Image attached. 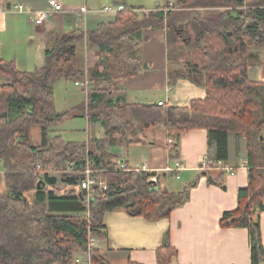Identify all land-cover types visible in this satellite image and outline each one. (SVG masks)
Segmentation results:
<instances>
[{"label":"trees","instance_id":"obj_1","mask_svg":"<svg viewBox=\"0 0 264 264\" xmlns=\"http://www.w3.org/2000/svg\"><path fill=\"white\" fill-rule=\"evenodd\" d=\"M113 1L123 9L87 30V45L95 56L87 70L80 59L83 32L78 29L51 35L42 65L32 71H21L0 58V73L8 79L0 82V160L6 170L0 193V264H72V255L86 250L88 225L81 217L85 194L80 180L87 162L94 176L107 182L106 190L89 203V232L97 239L106 238L102 220L107 211L121 207L131 216L156 221L183 204L188 189L162 192L149 173L118 170L115 156L104 150L116 141L114 133L120 134L121 142H133L144 129L158 124L175 139L169 145L172 159L178 156L179 137L192 129H206L209 144L213 139L214 160L227 159L229 131L245 137L247 186L238 190L236 208L222 213L219 226L246 228L251 264H264L260 221L253 209L262 208L264 199V84L248 75V46H264V0H169L140 13L126 0ZM184 17L186 22H180ZM163 21L168 49L170 45L176 49L174 57L168 51L169 61L178 62L179 41L200 59L171 67L170 82L189 78L204 87L205 98L192 100L188 107L114 101L109 92L146 66L141 56L143 29L161 28ZM188 27L191 32L184 36ZM85 72L91 88L83 114L104 128V137L90 139V146L86 140L66 141L54 132L63 116L55 110L54 82L75 83ZM101 82L108 86H99ZM29 125L40 130L36 146L28 141ZM39 164L45 170L41 177ZM211 170L206 174L209 182ZM55 171L62 174V189L55 187ZM216 171L220 174L216 181L224 187V172ZM175 256L166 232L156 250L157 263L169 264ZM91 258L95 264H108L95 247Z\"/></svg>","mask_w":264,"mask_h":264},{"label":"crops","instance_id":"obj_2","mask_svg":"<svg viewBox=\"0 0 264 264\" xmlns=\"http://www.w3.org/2000/svg\"><path fill=\"white\" fill-rule=\"evenodd\" d=\"M47 1L0 0V58L12 61L21 71H32L42 65L43 52L51 35L78 29L83 32L79 43L80 59L83 63L85 48L88 58L93 62L95 56L87 45V30L111 16L101 13L100 7L88 6L87 0H81L75 5H66V1L70 0H58L62 3L63 10L53 13L43 22L34 24L28 20L27 11L11 8L13 4L21 2L26 10H44ZM126 1L128 5L138 8L137 13L152 11L156 6L150 9L151 7L146 8ZM168 1L163 0L161 5L164 6ZM83 5H87L89 10L84 19L78 12ZM143 37L145 40L141 43V56L146 66L139 75L121 81L108 96L111 95L114 101L120 100L121 103L127 104L163 102L166 106L178 107H188L192 100L204 99V87L191 79L177 77L170 82L171 67L177 63L171 64L169 61L165 29L144 28ZM248 52V75L264 84V46L249 45ZM99 86L105 87L107 84L101 82ZM83 105L71 101L65 109H55L63 116L61 122L55 126L54 132L60 133L64 140H82V130L86 133V141L104 137L102 125L84 116ZM70 117L79 122L78 125L67 126L75 132V135L70 137L72 140L63 135V125ZM82 126L85 127L82 129ZM30 127L28 126L25 132L28 141L36 146L40 141V130L33 126L37 129L38 137L35 143H32ZM118 136L119 134L115 133L113 138L116 137V141L105 147V152L115 156L116 162H123L128 169L149 173L162 192L177 193L188 189V198L174 208L168 217L156 221L147 220L142 216H131L121 207L105 212L102 231L106 238L98 239L95 248L100 250L108 264H158L156 250L161 246L166 232L176 250V256L169 264H251L247 229L219 226L222 213L236 208L238 190L247 186V151L243 135L228 132V157L225 163L232 172L223 174L224 187L216 181L220 175L217 169L211 170L210 177L213 182H209L207 171L203 174V171L197 168L204 156L214 158L213 139L209 144L206 129L197 128L183 133L177 143L178 156L174 159L169 155L168 134L163 124L144 129L133 142H121ZM261 136L264 138V127L261 129ZM177 163H180L181 168L174 170ZM5 171L0 160V188L3 186ZM176 175L179 177L176 178ZM52 176L57 178L55 173ZM59 183L65 186L64 181L57 178L55 187L61 188L57 185ZM262 205L260 209L258 206L253 209L259 216L261 241L264 246V199Z\"/></svg>","mask_w":264,"mask_h":264},{"label":"built area","instance_id":"obj_3","mask_svg":"<svg viewBox=\"0 0 264 264\" xmlns=\"http://www.w3.org/2000/svg\"><path fill=\"white\" fill-rule=\"evenodd\" d=\"M170 6H173L172 2L169 3ZM13 10L17 11H27L28 14V20L34 24H38L40 22H43L46 20L50 15L56 12H60L63 10V5L61 2L58 0H48L47 1V7L44 10H36V11H30L26 10V7L21 3L17 2L11 6ZM123 9L122 4H116V5H105L99 9V11L105 15L113 16L115 15L118 11ZM167 8H164L163 10L165 11ZM88 8L86 6H81L78 9L79 14L81 15V18H85ZM84 67L85 70H87V67L90 65L92 62V59L88 58L86 49L84 48ZM76 86L81 87L84 91H87L89 88V79L87 77V74L85 72L84 77L79 80L75 81L74 83ZM163 102H158V104H162ZM175 143V139L172 136H168L167 138V144L172 145ZM181 168L180 163H177L175 165L174 170H179ZM198 170L199 171H207L211 169H217L221 170L224 173H230L232 172L231 168L223 161V160H214L209 158L208 156H204L201 158L199 165H198ZM117 169L118 170H127L128 168L125 166L123 162H117ZM170 169V168H169ZM37 170L40 173V177L44 175L45 170L42 165H37ZM172 170V169H171ZM49 172L48 174H51L53 172V167H49L47 170ZM95 170L92 169L89 165L88 162L84 168V175L82 179L80 180V188L81 190L84 191L85 194V211L82 213V217L86 219L87 221V230H88V235H87V248L85 251H76L72 255L71 263L72 264H95L92 261L91 258V250L92 248L95 247V244L97 242V238L94 237L89 231L91 230V216L89 212V203L90 200L93 198L97 197L98 194L103 193L106 188H107V182L105 179H101L99 177L94 176ZM179 175H176V178H178Z\"/></svg>","mask_w":264,"mask_h":264},{"label":"rangeland","instance_id":"obj_4","mask_svg":"<svg viewBox=\"0 0 264 264\" xmlns=\"http://www.w3.org/2000/svg\"><path fill=\"white\" fill-rule=\"evenodd\" d=\"M129 1L132 2V3H136L138 5L139 4L143 5V7H146V8L151 7L150 9H152L156 5L153 10H156L157 8H160L162 6L161 4H163V0H129ZM138 1H140V2L137 3ZM80 2H81V0H70V2L66 1V5L68 3H71V5H75V3H80ZM87 5L88 6H92V7H98V8L100 7L101 8V7L105 6V5H113L114 6L116 4L114 3L113 0H87ZM87 5H86V7H88ZM159 5H161V6H159ZM187 10H189V9H185V11H187ZM177 11H179V9L174 8V12H177ZM180 11L183 12V10H180ZM207 12L208 11L203 10L202 14L206 15ZM105 16H108V15H105ZM193 16H194V14H192L191 18ZM180 22H186V18L184 17V19H182ZM162 24L163 25L161 26V28H164L165 32H166V26H165L164 21H163ZM190 32H191V29L188 27L186 29V31L183 32V35L184 36H188V34ZM182 39L185 40L186 38H182ZM177 46H181V49H180L181 56L178 57V62H176L175 60L171 61V64L177 63V64H175L174 67L180 68L185 61H190V62H194V63H200L199 54L194 49L189 50V48H185L184 45H182V43L180 41L177 43ZM173 50L176 51L175 46L174 45H170L169 51H170V54H172L173 57H174L175 56V51H173ZM83 52H84V49H83ZM88 52H90V51L88 50ZM7 80H8L7 77L4 76L2 73H0V82H6ZM90 88H91V85L89 87V90H90ZM89 90L88 91H84L81 87L76 86L74 84L73 80L72 81H66L64 79L56 80L54 82V84H53L55 109L59 110V111L62 110V109H65V107L71 101H73L75 103H78L81 106L84 104V106H85V102H87V96H88ZM82 122H83V120H82ZM78 123L79 122L77 120L74 121L73 119H71V117L68 118L67 120H65V123L63 125V127L65 129V133H63L64 137H69L70 138L73 135H75V132L71 130L73 128L69 129L67 126L78 125ZM30 126H32V127H30ZM33 126L34 125H29V127L32 128L31 132H30V141L32 143H35V140L38 137V132H37V129H34ZM83 127H85V126H82L81 128L83 129ZM75 128L77 129V127H75ZM81 136H82V140L86 139V133L84 132V130H82ZM112 138H113V136H112ZM118 138H120V134H119ZM115 139H116V137H115ZM70 140H72V139L70 138ZM87 143H88V146H90V141H87ZM106 146L107 145H105V147ZM105 147H104V150H105ZM22 157H24V156H22ZM55 175H57V178H59V179L62 178V174L60 172H58V171H55ZM57 185L59 187H61V189L65 187V186L63 187V185L61 183H59ZM2 192H4V186H2L0 188V193H2ZM30 199H31V197H30Z\"/></svg>","mask_w":264,"mask_h":264},{"label":"water","instance_id":"obj_5","mask_svg":"<svg viewBox=\"0 0 264 264\" xmlns=\"http://www.w3.org/2000/svg\"><path fill=\"white\" fill-rule=\"evenodd\" d=\"M203 174H206V172H205V171H203ZM40 182H42V181H41V180H39V181H38V184H39Z\"/></svg>","mask_w":264,"mask_h":264}]
</instances>
